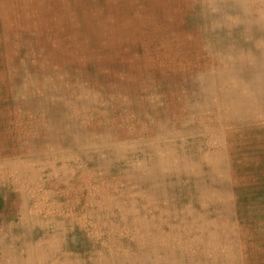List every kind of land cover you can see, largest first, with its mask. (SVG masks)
<instances>
[{
	"label": "rangeland",
	"instance_id": "374dc122",
	"mask_svg": "<svg viewBox=\"0 0 264 264\" xmlns=\"http://www.w3.org/2000/svg\"><path fill=\"white\" fill-rule=\"evenodd\" d=\"M1 234L28 264H264V0H0Z\"/></svg>",
	"mask_w": 264,
	"mask_h": 264
},
{
	"label": "crops",
	"instance_id": "0c3cea01",
	"mask_svg": "<svg viewBox=\"0 0 264 264\" xmlns=\"http://www.w3.org/2000/svg\"><path fill=\"white\" fill-rule=\"evenodd\" d=\"M14 222V221H13ZM19 221L16 220L15 224H20ZM39 227L40 224H39ZM41 229V228H40ZM22 231V230H21ZM3 232L6 234L11 233L12 235L14 234L12 230L9 229L8 225L5 226L3 229ZM39 234V233H38ZM42 231H40L41 237H43ZM10 240H12V236L9 235ZM8 238V235L1 234L0 235V264H28L30 262V258L28 259V255L26 258H24L25 250L22 251L18 250V247L12 246L10 240ZM34 252H38L34 251ZM28 254V251H27ZM41 257L40 261L41 264L44 263V256H43V250H40V254H37ZM57 263V261H56Z\"/></svg>",
	"mask_w": 264,
	"mask_h": 264
},
{
	"label": "bare ground",
	"instance_id": "6f19581e",
	"mask_svg": "<svg viewBox=\"0 0 264 264\" xmlns=\"http://www.w3.org/2000/svg\"><path fill=\"white\" fill-rule=\"evenodd\" d=\"M22 202V201H21ZM19 214V213H18ZM48 249V246L44 247V251H46ZM50 250V249H49ZM102 264V263H100Z\"/></svg>",
	"mask_w": 264,
	"mask_h": 264
}]
</instances>
